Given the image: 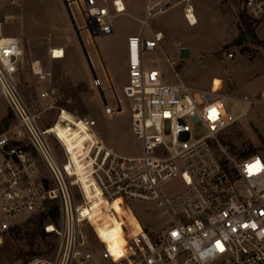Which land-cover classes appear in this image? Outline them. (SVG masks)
<instances>
[{"label": "built area", "instance_id": "built-area-1", "mask_svg": "<svg viewBox=\"0 0 264 264\" xmlns=\"http://www.w3.org/2000/svg\"><path fill=\"white\" fill-rule=\"evenodd\" d=\"M193 1L149 3L142 32L128 38L129 82L124 95L131 102L132 129L142 146V153L134 157L106 145L93 119L73 116L89 132L75 147L57 131L51 132L57 124L49 129L40 126L16 80L24 48L20 37L6 31L14 15L0 19V93L15 121L0 131V244L22 218L47 210L48 203L57 204L61 214V224L45 226L57 238L51 256H33L24 264H83L92 259L84 227L93 229L103 259L111 264H264V154L240 158L223 143L222 135L240 117L228 114L225 96L218 89L168 83L160 71L144 66L143 54L156 50L164 39L162 32L145 37L148 23L180 6L193 25L197 21ZM68 4L78 5L84 26L90 25L95 38L113 34L109 0H68ZM111 5L116 15L126 12L123 0ZM243 10L257 29L264 28V0H244ZM56 50L50 51L51 57L63 58L64 53L56 58ZM93 82L103 97L114 91L110 79L107 87L97 76ZM53 94L44 91L41 96L53 98ZM243 100L247 109L242 115H246L255 103L264 106V91ZM121 110L120 98L115 97L114 104L104 98L107 115ZM64 112L61 109L58 119L63 126ZM177 179L183 189H164V184ZM116 200L126 205L131 200L156 201L168 218L167 228L150 234L140 224L134 233L132 225L124 223L127 253L116 258L97 225L104 227L111 217H121L103 205L95 207Z\"/></svg>", "mask_w": 264, "mask_h": 264}, {"label": "rangeland", "instance_id": "rangeland-1", "mask_svg": "<svg viewBox=\"0 0 264 264\" xmlns=\"http://www.w3.org/2000/svg\"><path fill=\"white\" fill-rule=\"evenodd\" d=\"M67 1L19 0L12 4L11 0H5V4L0 6V19L7 13L15 16L7 24L6 31L21 37L23 47L26 46L16 75L21 95L29 109L38 115L42 128L49 129L58 124L61 109H64L76 118L95 120L94 129L98 136L117 153L139 156L142 146L132 129L131 102L124 95V87L129 82L127 40L129 36L142 32L143 22L147 20V6L155 0H129L126 12L118 15L111 5L113 0H109L114 32L107 37H93L94 47L101 53V56H97L98 65L94 73L101 79L103 87L109 85L106 72L112 78L114 91L107 92L105 97L101 89L94 85L96 76L87 60L84 64L76 57L70 69L66 67V59L51 57L46 43L54 38L53 24L62 18L60 9L64 7L68 12ZM243 3V0H194L197 19L194 25L188 23L180 6L159 15L148 23L144 36L153 38L155 32H162L164 39L156 50L144 53L143 60L146 67L157 68L168 83L179 84L183 81L195 89H218L225 96L224 106L228 114L234 118L240 117L224 132L223 141L234 145L237 151L247 150L251 146L255 153L264 154V106L255 107L247 115H242L247 109V102L243 100L245 96L256 98L264 91V29L254 26L255 37L244 31L241 24L242 14L246 15ZM69 8L73 11L77 26L84 25L77 5L71 4ZM72 29L69 26L63 29V42L69 47L70 36H75ZM22 31L27 35L24 36ZM83 32L81 29L86 46ZM37 36L41 37V41H33ZM240 38L242 42L238 45ZM183 48H189L191 54L188 59L181 60L180 50ZM228 53H233V58H228ZM80 88L83 90L78 91ZM44 91H53V98H42ZM115 97L120 98L122 110L109 116L104 112V98L114 104ZM52 104L54 107H50ZM9 113L6 100L0 97V131L7 129ZM10 121L11 125L15 124L13 118ZM64 121L66 125L59 124L56 131L69 146L75 147L86 140L89 132L81 122L75 119H70V123ZM50 139L59 150L57 140L53 136ZM227 148L231 152L229 146ZM173 182L164 184V189L179 191L184 188L180 179ZM101 205L107 211H116L121 217L120 220L111 217L110 223L104 227L97 225L99 235L105 239L116 258L127 253L124 223L132 225L134 233L140 230L141 224L150 234L163 233L168 225L164 209L156 201L131 200L127 205L123 200L110 204L102 201L96 203L95 207L99 209ZM29 218H22L20 225L5 235L0 244V264H24L31 258L21 255L22 251L30 248L26 224ZM50 223L61 224L60 211L47 213L45 226ZM83 230L88 236L86 248L93 253V258L83 264H111L103 259V247L93 229L84 227ZM56 240L54 234L47 237L38 235L34 246H40L39 251L43 252L38 256H51L53 251L50 252L49 248Z\"/></svg>", "mask_w": 264, "mask_h": 264}, {"label": "crops", "instance_id": "crops-1", "mask_svg": "<svg viewBox=\"0 0 264 264\" xmlns=\"http://www.w3.org/2000/svg\"><path fill=\"white\" fill-rule=\"evenodd\" d=\"M123 2H125V6H129L130 5V1L129 0H124ZM5 4V0H0V6L4 5ZM66 6H67V9H68V12L66 10V8L62 7L60 10L62 12V18L60 21L56 22L55 24H53V31H54V38L50 40V42L46 43L48 48H50V50L52 49H57V51H64V57L63 59H66V64H67V68H70L71 69V64H72V61L77 57L78 59H81V62L85 64L86 60L88 61L91 69H92V72L94 73V68L97 67V61H98V55L101 56V53L99 51V49H96L94 46H95V41L93 40V37L90 35V33L87 31V30H84V25L82 26H77L79 31L82 29L84 30V32L82 33L83 34V37L85 38V42H86V46L87 47V52H88V56H89V59L88 60L85 56H84V53H83V50H82V46L80 44V40H79V35L82 37L81 33L79 34L78 33V30L74 28L73 26V22H71L73 19H74V14H73V11L69 8V4H68V1L66 2ZM78 7V5H77ZM79 9V7H78ZM66 10V11H65ZM71 13V15H70ZM8 14V13H7ZM15 17V16H14ZM75 21V19H74ZM76 22V21H75ZM71 24V25H70ZM77 24V23H76ZM78 25V24H77ZM70 27V29H72L71 26H73L74 29L73 32H74V35L75 36H70V39H71V42L69 43L70 44V47L68 44L64 43L63 42V36L64 35V32H63V29L65 27ZM261 28V27H260ZM17 29V28H16ZM264 29V28H263ZM21 30H23V27H21ZM11 34V33H10ZM22 34L25 36L27 35L26 33H24V31H22ZM14 35V34H13ZM16 35V34H15ZM56 35V37H55ZM133 35H136V34H133ZM131 35V36H133ZM18 36V35H17ZM19 37V36H18ZM130 37V36H129ZM128 37V38H129ZM21 38V37H20ZM35 40L33 41H41V37L40 36H37L35 38H33ZM128 41V40H127ZM46 42V40H45ZM26 47V46H25ZM25 47L24 48V51H25ZM62 47V48H60ZM107 51V50H106ZM60 59V58H59ZM144 62V60H143ZM36 67L38 66V64L36 63L35 65ZM145 66V64H144ZM145 68L147 69H157V68H148L145 66ZM37 69H39L37 67ZM158 70V69H157ZM159 71V70H158ZM107 73V77H109V79L112 81V78L110 77V75ZM95 74V73H94ZM108 80V78H107ZM0 97H2L1 93H0ZM4 240V239H3Z\"/></svg>", "mask_w": 264, "mask_h": 264}, {"label": "trees", "instance_id": "trees-1", "mask_svg": "<svg viewBox=\"0 0 264 264\" xmlns=\"http://www.w3.org/2000/svg\"><path fill=\"white\" fill-rule=\"evenodd\" d=\"M241 24H242L245 32H247L251 37H255L254 23L247 15L242 14ZM81 90H83V88L78 89V91H81ZM9 112H10V110H9ZM222 141H223V139H222ZM223 143L225 145L229 146L231 152H233L234 154H236L240 158L247 157V156L255 153V150L251 146L247 150L245 149L243 151H241V150L237 151L235 149V146L230 145L229 142L224 140ZM50 204H52V205L49 206ZM50 204L49 203L47 204V209L49 210L48 212H46V210L38 212L28 219L26 224H27V234L29 235V247L30 248L28 251H22L21 252L22 256L23 255H29V256L33 257V256H38V255L43 254V252L39 251L40 246L35 248L34 241L36 240L38 235H42L43 237H47L50 235V234H47L45 232V228H44L45 227V221L47 218V213L48 214L52 213L55 210L57 212H59V206L57 204H55V203H50ZM48 206H49V208H48ZM54 248H55V244L49 248V251L50 252L53 251Z\"/></svg>", "mask_w": 264, "mask_h": 264}, {"label": "water", "instance_id": "water-1", "mask_svg": "<svg viewBox=\"0 0 264 264\" xmlns=\"http://www.w3.org/2000/svg\"><path fill=\"white\" fill-rule=\"evenodd\" d=\"M70 15H71V13H70ZM72 22H73V26H74V28L77 29V30H78V33L80 34V31H79V29H78V27H77V24H76V22L74 21V19L72 20ZM83 29H84V30H87V31L90 33V35H91L92 37H94V35H93V33H92V30H91V27H90L89 24H86V25L84 26ZM79 40H80V44H81V46H82V48H83V51H84V53H85L86 58H87L88 60H90V59H89V56H88L87 49H86L85 44H84V41H83V39H82V37H81L80 35H79ZM241 42H242V38L239 39L238 45H240ZM190 54H191V50H190L189 48H183V49L180 50V59H181V60L188 59V58L190 57ZM94 75H95V74H94ZM95 76H96V75H95ZM11 118H12V113L10 112V113L8 114V117H7V120H6V126L9 125V123H10V119H11ZM80 239H81V237H80Z\"/></svg>", "mask_w": 264, "mask_h": 264}, {"label": "bare ground", "instance_id": "bare-ground-1", "mask_svg": "<svg viewBox=\"0 0 264 264\" xmlns=\"http://www.w3.org/2000/svg\"><path fill=\"white\" fill-rule=\"evenodd\" d=\"M197 23V21L195 22L194 21V23H193V25L194 24H196ZM56 58H58V57H61L62 56V54H63V51H57L56 50ZM255 107H263V105H261V104H258V103H255L250 109H249V111H251L252 109H254ZM264 108V107H263ZM249 111L247 112V114L249 113ZM246 114V115H247ZM70 119H75L74 117H73V115H71V114H69L68 112H64V114L62 115V120L64 121V120H67L69 123H70ZM60 123H58L57 125H56V127H55V129L54 130H52V132H54V131H56V128H57V126L59 125ZM83 126H84V124L83 123H81ZM85 127V126H84ZM86 128V127H85ZM116 201H118V200H116ZM116 201H113V202H106V201H103V202H105V203H107V204H110V203H114V202H116Z\"/></svg>", "mask_w": 264, "mask_h": 264}, {"label": "snow or ice", "instance_id": "snow-or-ice-1", "mask_svg": "<svg viewBox=\"0 0 264 264\" xmlns=\"http://www.w3.org/2000/svg\"><path fill=\"white\" fill-rule=\"evenodd\" d=\"M135 44V41H133V45ZM214 111V110H213ZM254 167V166H253ZM221 250H223L222 248H221Z\"/></svg>", "mask_w": 264, "mask_h": 264}]
</instances>
